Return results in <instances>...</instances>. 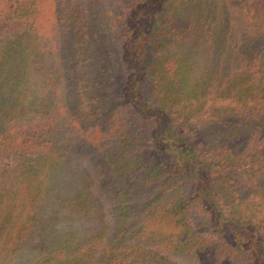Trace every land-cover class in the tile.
<instances>
[{"label": "trees", "instance_id": "1", "mask_svg": "<svg viewBox=\"0 0 264 264\" xmlns=\"http://www.w3.org/2000/svg\"><path fill=\"white\" fill-rule=\"evenodd\" d=\"M0 264H264V0H0Z\"/></svg>", "mask_w": 264, "mask_h": 264}, {"label": "rangeland", "instance_id": "2", "mask_svg": "<svg viewBox=\"0 0 264 264\" xmlns=\"http://www.w3.org/2000/svg\"><path fill=\"white\" fill-rule=\"evenodd\" d=\"M39 19H40V21H38V22L40 24L43 22L45 25H47L48 22H47L46 14L43 16H40ZM21 118H22V120H25V121H35V120L40 119L41 115H40L39 111H32V112L23 114ZM21 158L25 159V156H21ZM9 162H13V159L9 160ZM195 224H196L198 230H200V231L204 230V228L202 227L200 222L196 221Z\"/></svg>", "mask_w": 264, "mask_h": 264}]
</instances>
